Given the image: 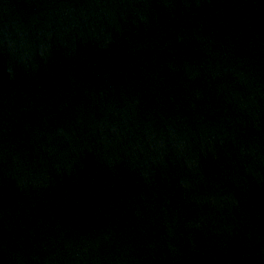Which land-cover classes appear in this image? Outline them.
Masks as SVG:
<instances>
[{
	"label": "water",
	"instance_id": "1",
	"mask_svg": "<svg viewBox=\"0 0 264 264\" xmlns=\"http://www.w3.org/2000/svg\"><path fill=\"white\" fill-rule=\"evenodd\" d=\"M0 264H264V0H0Z\"/></svg>",
	"mask_w": 264,
	"mask_h": 264
}]
</instances>
